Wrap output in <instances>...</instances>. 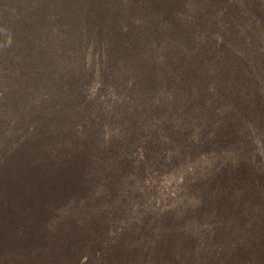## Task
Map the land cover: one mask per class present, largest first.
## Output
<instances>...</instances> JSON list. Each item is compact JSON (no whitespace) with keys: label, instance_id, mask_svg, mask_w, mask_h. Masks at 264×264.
Masks as SVG:
<instances>
[{"label":"trees","instance_id":"trees-1","mask_svg":"<svg viewBox=\"0 0 264 264\" xmlns=\"http://www.w3.org/2000/svg\"><path fill=\"white\" fill-rule=\"evenodd\" d=\"M88 1L2 0L0 5L6 7L7 13L2 12L5 17L0 21V46L21 56L15 62L10 58L9 67L15 70L13 75H22L20 86L24 95L13 94L15 98L9 101L0 91V138L7 130L12 131V127L3 125L9 116L17 118L23 112L20 109L37 115L39 110L35 111V107H46L51 102L48 97L38 104L31 99L27 102V94L35 92V88L40 91L46 85L47 73L55 69L49 63L44 70L48 55L40 49L34 61L25 55L33 47L24 45L28 37L23 38V31L31 29V37L34 34V39L43 38L36 43L39 46L47 40H62V32L70 31L73 36L64 42L70 51H77L74 49L82 45L76 40L81 15L93 12L95 16L94 3L102 5L104 16L111 17L110 8L120 12L111 28L116 25L127 29L126 25L133 23L124 21L132 14L129 11L136 12L132 1L109 4L94 0L90 12L85 8ZM169 1L164 0V7L169 6ZM154 3L159 4V0ZM76 6L79 7L75 11ZM161 15L162 20H170L169 15ZM10 22L21 24L16 37L11 35ZM89 33L91 38L98 35ZM87 50L90 59L87 57L84 63L93 70L88 76L90 81L86 80L83 86L86 108L103 98L102 89L109 80L110 91L117 92L116 81L124 85L122 94L124 91L131 95L145 87L148 89L144 94L146 100L161 86L150 80L154 69L151 75L134 69L117 70L120 56L110 62L102 46L89 44ZM41 59L45 61L42 63ZM116 71L121 74L115 76ZM208 79L215 82L212 74ZM223 80L220 75L218 82ZM208 88L209 96H217L218 88L214 84ZM195 94L200 98L198 107L202 111L206 102L203 95L207 94L198 88ZM231 98L236 95L232 94ZM229 103L221 122L212 118L211 136L196 145H183L171 135L159 139L177 145L160 148L154 139L139 136L133 150L139 161L124 162L122 143L107 139L106 149L95 152L99 153L98 157L108 159V173L100 163L97 173L91 176L83 166L77 168L76 160L71 157L74 154L71 146L66 145L75 142L68 137L62 138L57 146L49 144L54 148L51 151L33 145L43 143V135L28 139L32 142L20 137L6 146L0 151V264H264V141L256 140L254 157H248L253 156L250 144L220 137L222 130L237 129L230 118L236 105L234 101ZM163 108L164 105L159 107V113ZM141 111L140 108L138 113ZM253 112L249 119L257 121L258 112L256 117ZM167 119V128H170L169 116ZM138 133L133 131L135 136ZM85 137H88L86 133ZM85 140L81 149L91 150V141ZM114 147L116 154H120L117 160L119 155L107 154ZM137 162L141 172L136 170ZM73 168L78 170L70 171ZM121 194L129 198L123 207L117 204Z\"/></svg>","mask_w":264,"mask_h":264},{"label":"rangeland","instance_id":"rangeland-1","mask_svg":"<svg viewBox=\"0 0 264 264\" xmlns=\"http://www.w3.org/2000/svg\"><path fill=\"white\" fill-rule=\"evenodd\" d=\"M105 1L109 4H118L119 1L134 2L136 12H133L134 9L129 11L132 14L124 19L132 20L133 23L126 25L127 29L116 25L111 28L120 12L110 8L111 17L104 16L102 5L98 6L96 2L95 16L93 12L81 15V29L76 40L82 45L74 49L77 51H70L64 42L66 38L73 36H70V31L62 32V40H47L41 46L36 43L43 38L34 39V34L31 37V29L23 31V38L28 37L23 41L24 45L26 48L33 47L25 55L34 61L37 49H40L45 56L48 55L44 70L49 63L55 69L54 72L47 73L46 85L40 91H37L38 88L32 93L28 91L30 94H27V102L31 99L38 104L46 97L51 102L46 107H35V111L39 110L37 115H30L31 112L27 114L20 109L23 112L17 118L9 116L3 121L5 127H12V131L7 130L5 136H1L0 151L17 142L20 137H26L27 142H32L42 135L45 141L33 145L51 151L54 148H50L49 144L57 146L62 138L68 137L75 142L66 145L71 146L72 154L74 153L71 157L76 160L77 168L81 169L83 166L88 176H91L97 173L100 163L108 173V159L98 157L99 153L95 152L96 149H106L104 143H107V139L122 143L120 150H124L126 155L122 160L124 162L133 159L139 161L133 151L137 147L139 136L154 139L160 148L177 145L159 139L161 136L171 135L176 136V142L179 140L183 145H196L199 140L211 136L213 120L221 122L223 114L230 107L229 102L234 101L236 108L230 118L237 129L232 131L226 126L231 132L222 130L219 135L222 139L231 137L240 144H250L253 156L248 157H254L253 146H256V140L264 141V0H170L167 8L164 7V0H159V4L154 3L156 0ZM1 2L2 0L0 4ZM93 2L94 0L88 1L85 7L87 11H92ZM78 7H75V11ZM7 8L10 10V5ZM6 11V7L0 5V21L5 17L2 12ZM161 13L169 15L170 20H162ZM9 25L11 35L18 36L20 22L16 25L10 22ZM89 32L98 35L91 38ZM89 44L105 48L110 62L113 57L120 56L117 70L134 69L143 75H151L150 71L154 69V77L150 80L154 79L161 86L146 100L144 94L148 89L145 87L131 95L124 91L122 94L124 85L121 86L116 81L117 92L110 91L112 82L109 80L103 86V98L97 100L91 108L84 107L83 86L93 70V67L87 68L84 63V59L90 55L87 50ZM21 46L24 48L22 43ZM12 53L0 46V91L9 101L19 94L24 95L20 86L22 75H13L15 70L9 67L10 58L15 62V59L21 60V56L17 54L19 52ZM44 61L45 59H41L42 63ZM192 68L198 71L194 72ZM118 74L121 73L116 71L115 76ZM210 74L214 77V83L208 79ZM220 75L223 82H218ZM211 84L218 88L215 97L208 95ZM197 88L202 94H207L203 95L206 102L202 111L198 107L200 98L195 94ZM232 94L236 98H231ZM162 105L165 108L159 113ZM140 108L141 114L138 113ZM254 110V117L257 112L259 115L257 121L249 119ZM133 111L137 112L132 114ZM168 116L170 128L166 124ZM31 127L33 131L30 130ZM134 130L139 132L138 135H133ZM103 131H106V135ZM85 133L88 137H85ZM85 139L91 141V150L81 149L86 143ZM116 150V147L111 151L109 149L107 154L111 153L112 156L116 154ZM116 155L119 156L115 160L120 158V154ZM47 156L46 154L45 159ZM135 166L141 172L140 163L137 162ZM76 170L78 169L73 168L70 171ZM139 185L143 186V183ZM126 201L129 198L121 194L117 204L123 207L126 206Z\"/></svg>","mask_w":264,"mask_h":264}]
</instances>
